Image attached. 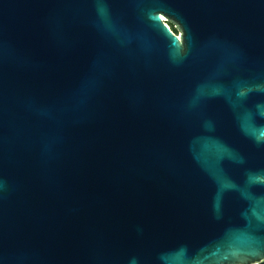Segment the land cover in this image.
<instances>
[{"label":"water","instance_id":"95a60500","mask_svg":"<svg viewBox=\"0 0 264 264\" xmlns=\"http://www.w3.org/2000/svg\"><path fill=\"white\" fill-rule=\"evenodd\" d=\"M0 264H264V0H0Z\"/></svg>","mask_w":264,"mask_h":264},{"label":"trees","instance_id":"16d2710c","mask_svg":"<svg viewBox=\"0 0 264 264\" xmlns=\"http://www.w3.org/2000/svg\"><path fill=\"white\" fill-rule=\"evenodd\" d=\"M171 24V23H170ZM171 27L173 28V30L176 32L177 30L173 27V25L171 24Z\"/></svg>","mask_w":264,"mask_h":264}]
</instances>
